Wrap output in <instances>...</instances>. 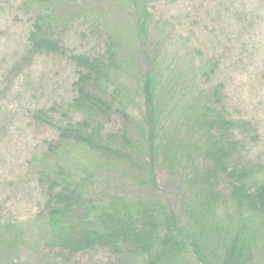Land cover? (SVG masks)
I'll use <instances>...</instances> for the list:
<instances>
[{"label":"rangeland","instance_id":"rangeland-1","mask_svg":"<svg viewBox=\"0 0 264 264\" xmlns=\"http://www.w3.org/2000/svg\"><path fill=\"white\" fill-rule=\"evenodd\" d=\"M54 1L58 6L64 4L82 10L83 14L77 19L73 10L72 23L55 28L54 37L64 48L57 55L32 51L28 37L37 11L27 0H0V215L16 223L12 228L3 229L7 230L10 241L19 229L41 230L38 224L26 221L29 218L35 215L36 219L46 218L44 190L38 183L36 164L31 160L57 140V131L35 119L34 112L37 105L45 102L53 100L61 104L71 100L78 68H84L71 61L72 56L88 58L85 64L88 65L97 56L107 55L105 50L111 45L117 68H131L117 73L126 91L122 98L130 106V118L125 120L115 106L104 118H93L101 126L99 141L133 128L132 114L140 109L135 100L138 80L134 75L138 71L157 61L156 68H161L164 76L161 81H167L175 90H185L189 85L206 84L204 80L192 82L191 73L196 76L199 68H213L212 82L221 84L224 94L221 107L227 120L237 124L234 140L244 141L242 157L253 164L264 163V0ZM90 10L89 22L93 24L83 17ZM129 135L133 140L137 137L132 130ZM144 149L140 160L147 166L149 155ZM87 155L79 151L75 162L77 170L89 167L93 176L82 185L86 198L101 199L102 193L108 192L127 201L155 199L169 206L176 216L186 219L185 188L173 172L155 170L156 181L141 185L132 180L130 170L105 162L103 158L96 165L82 164L81 159L91 164L96 161ZM219 190L226 194V181L218 184L215 191ZM223 199L225 205L221 211L232 215L234 207L225 195ZM78 212L73 211L63 219L62 230H66V235L73 230L69 235L71 240L79 238V230H97L88 221L76 225ZM154 215L158 216L157 209ZM117 217L114 214V229L129 235L139 232L145 223L144 217L136 218L131 226L122 229L118 228ZM228 221L215 213L208 218L204 216L191 230L195 234L204 232V242L209 239L210 246L211 239L215 243L230 239L233 230L224 228ZM144 227L146 230L147 226ZM43 228L41 236L40 232L36 237L32 235L29 242L9 257V252L3 251L0 264H133L128 251L117 253L96 247L69 252L54 245L47 234L43 236ZM256 249L250 264H264L260 244ZM186 260L194 264L190 258Z\"/></svg>","mask_w":264,"mask_h":264},{"label":"trees","instance_id":"trees-1","mask_svg":"<svg viewBox=\"0 0 264 264\" xmlns=\"http://www.w3.org/2000/svg\"><path fill=\"white\" fill-rule=\"evenodd\" d=\"M27 1L37 11L28 37L32 51L61 54L64 48L54 37L55 28L71 24L75 19L73 10V15L80 19L82 10L70 5L58 6L54 0ZM90 14L91 10L83 16L88 22ZM112 49L109 45L105 50L107 55L97 56L88 65H85L88 58L70 57L84 67L78 68L71 100L61 104L52 100L35 107V119L57 131V140L31 160L36 164L38 183L44 190L46 218L36 219L37 215L29 218L26 221L38 224L41 230L19 229L10 241L7 230L3 229L12 228L16 223L0 215V258L4 252H9V257L14 250H19L32 235L36 237L40 232L41 236L43 226V236L47 234L54 245L69 252L96 247L117 253L128 251L133 264H189L186 260L189 258L194 264H250L259 244L264 255V163L253 164L242 157L244 141L234 140L237 124L227 120L221 107L224 94L221 84L212 82L215 70L199 68L196 76L191 73L192 82L204 80L206 84L189 85L185 90H175L166 80L161 81L164 76L161 68H156L157 61L138 71L134 75L138 80L135 100L140 109L132 114L133 128L130 129L136 132V139L131 138L130 130H125L101 142V126L93 118H104L113 106L125 120L130 118V106L122 98L126 91L117 73L131 68H117ZM143 148L149 155L147 166L140 160ZM79 151L88 154L90 160L96 158L92 164L81 159L82 164L96 165L103 158L105 162L130 170L132 180L141 185L156 181L155 170L173 172L185 188L186 219L176 216L169 206L155 199L127 201L108 192L102 193L101 199L86 198L82 185L93 176L89 167L77 170ZM221 181L227 183L224 195L234 207L232 215L221 211L224 195L220 190L215 191ZM154 209L158 216L154 215ZM73 211H79L76 225L88 221L97 230H79V238L69 239L73 230L66 235V230H62L63 219ZM215 213H220L224 221L231 220L224 228H231L233 232L225 242L215 243L209 237V246V239L204 242V232L195 234L191 228L204 216L208 218ZM114 214L118 215V228L131 226L140 217H144L146 224L142 222L139 232L122 233L114 229Z\"/></svg>","mask_w":264,"mask_h":264}]
</instances>
